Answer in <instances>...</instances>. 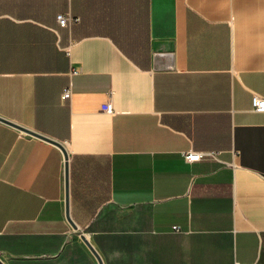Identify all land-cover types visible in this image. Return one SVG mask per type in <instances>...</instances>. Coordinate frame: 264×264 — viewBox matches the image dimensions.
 Returning <instances> with one entry per match:
<instances>
[{
    "label": "crops",
    "instance_id": "0c3cea01",
    "mask_svg": "<svg viewBox=\"0 0 264 264\" xmlns=\"http://www.w3.org/2000/svg\"><path fill=\"white\" fill-rule=\"evenodd\" d=\"M254 95L264 0H0V117L66 148L78 227L61 149L0 121V258L50 264L78 233L104 264H264Z\"/></svg>",
    "mask_w": 264,
    "mask_h": 264
},
{
    "label": "water",
    "instance_id": "95a60500",
    "mask_svg": "<svg viewBox=\"0 0 264 264\" xmlns=\"http://www.w3.org/2000/svg\"><path fill=\"white\" fill-rule=\"evenodd\" d=\"M0 121L5 123V124H8L10 126H13V127L17 128V129L21 130L22 132H25V133L29 134V135H32V136L38 137V138H40L42 140H45V141H47V142H49V143H51V144H53V145H55V146H57L58 148L61 149V151L63 152L64 158H65V161H66V163H65V190H66L65 213H66V218H67L69 224L71 225V227L74 230H78L77 225L73 222V220L70 217V213H69V167H68V153H67L66 148L60 142H57V141H55V140H53L51 138H48L46 136H43L41 134H38L36 132H33V131L28 130L26 128H23V127L15 124V123L9 121V120H6V119L0 117ZM80 237L83 240V242L85 243V245L87 246V248L94 255V257L96 258L98 264H104L101 256L98 254V252L92 246V244L89 242L87 237L84 234H81ZM0 264H6V263L0 258Z\"/></svg>",
    "mask_w": 264,
    "mask_h": 264
},
{
    "label": "built area",
    "instance_id": "2783aa9c",
    "mask_svg": "<svg viewBox=\"0 0 264 264\" xmlns=\"http://www.w3.org/2000/svg\"><path fill=\"white\" fill-rule=\"evenodd\" d=\"M57 21L61 27H68L71 23H76L79 21V18L69 16V15H64V14H59L57 15ZM72 95V88L71 86H68L64 88L61 98L63 100H67L71 97ZM252 108L256 112H262L264 113V98L254 95L251 100ZM106 111L109 113H112V105L107 104L106 106ZM212 155L211 153H205V152H199V151H194L190 150L188 152L184 153V159L189 162H197L200 161L203 157Z\"/></svg>",
    "mask_w": 264,
    "mask_h": 264
},
{
    "label": "rangeland",
    "instance_id": "374dc122",
    "mask_svg": "<svg viewBox=\"0 0 264 264\" xmlns=\"http://www.w3.org/2000/svg\"><path fill=\"white\" fill-rule=\"evenodd\" d=\"M75 239L78 241L80 246H75L73 249H67L65 253H70L69 256H61L59 260L56 262H52L50 264H98L96 258L91 253V251L87 248L85 243L80 237V234L75 233ZM84 248L87 255L82 253V249ZM3 259V258H1Z\"/></svg>",
    "mask_w": 264,
    "mask_h": 264
}]
</instances>
